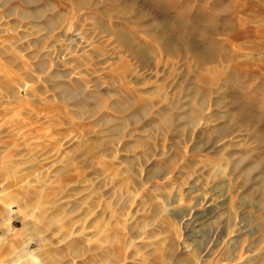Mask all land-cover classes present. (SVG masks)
I'll return each instance as SVG.
<instances>
[{
  "label": "rangeland",
  "instance_id": "rangeland-1",
  "mask_svg": "<svg viewBox=\"0 0 264 264\" xmlns=\"http://www.w3.org/2000/svg\"><path fill=\"white\" fill-rule=\"evenodd\" d=\"M31 258L264 264V0H0V264Z\"/></svg>",
  "mask_w": 264,
  "mask_h": 264
},
{
  "label": "bare ground",
  "instance_id": "bare-ground-1",
  "mask_svg": "<svg viewBox=\"0 0 264 264\" xmlns=\"http://www.w3.org/2000/svg\"><path fill=\"white\" fill-rule=\"evenodd\" d=\"M243 112H248V110H247V109H243ZM246 121H247V120H246ZM18 235H19V234H18ZM36 261H37L36 259H32V258H31L29 263H30V264H43V263H37Z\"/></svg>",
  "mask_w": 264,
  "mask_h": 264
}]
</instances>
